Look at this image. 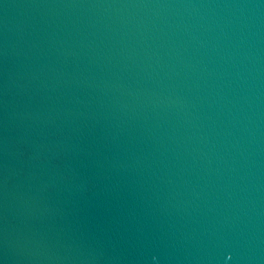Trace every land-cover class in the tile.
<instances>
[{"label":"water","instance_id":"obj_1","mask_svg":"<svg viewBox=\"0 0 264 264\" xmlns=\"http://www.w3.org/2000/svg\"><path fill=\"white\" fill-rule=\"evenodd\" d=\"M0 264H264V0H0Z\"/></svg>","mask_w":264,"mask_h":264}]
</instances>
